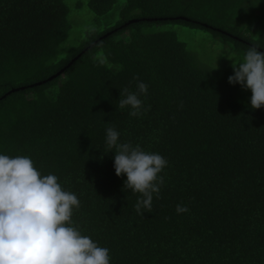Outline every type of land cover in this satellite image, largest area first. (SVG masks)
<instances>
[{
    "label": "trees",
    "instance_id": "16d2710c",
    "mask_svg": "<svg viewBox=\"0 0 264 264\" xmlns=\"http://www.w3.org/2000/svg\"><path fill=\"white\" fill-rule=\"evenodd\" d=\"M118 2L87 0L96 17L118 7L119 18L64 47L65 0H0V152L30 156L77 195L74 225L111 264H264V107L182 37L209 33L242 57L264 51V0ZM136 78L148 85L140 117L118 101ZM108 127L168 160L151 212H136L140 194L104 153Z\"/></svg>",
    "mask_w": 264,
    "mask_h": 264
},
{
    "label": "clouds",
    "instance_id": "9594fccd",
    "mask_svg": "<svg viewBox=\"0 0 264 264\" xmlns=\"http://www.w3.org/2000/svg\"><path fill=\"white\" fill-rule=\"evenodd\" d=\"M258 49L251 46L242 61L232 60L233 74L228 77L230 84L251 91L252 109L264 107V51ZM136 80V91L124 89L118 99L132 117L148 111L141 98L148 85ZM105 145V154L114 153L115 174L126 177L124 189L140 194L136 212H151L168 160L139 144L122 142L114 127L106 128ZM79 207L77 195L65 190L55 174H42L30 156L0 152V264H111L109 249L74 225L73 213ZM188 211L186 205L176 206L178 214Z\"/></svg>",
    "mask_w": 264,
    "mask_h": 264
},
{
    "label": "rangeland",
    "instance_id": "374dc122",
    "mask_svg": "<svg viewBox=\"0 0 264 264\" xmlns=\"http://www.w3.org/2000/svg\"><path fill=\"white\" fill-rule=\"evenodd\" d=\"M77 1H81V8L75 6ZM124 1L119 0L117 6H121ZM65 2L70 10L69 21L71 23V30H69V37L64 47L75 44L78 39L84 37L86 32L92 30L100 31L114 24L119 18L118 7L105 18H99L89 11L86 6L87 0H65ZM157 28L155 27V30H158ZM182 37L188 43L196 45L198 58L205 69L220 72H222L221 69L233 70V61L240 62L243 59L241 55L232 53L227 44L225 45L220 40L214 39L209 33L186 30Z\"/></svg>",
    "mask_w": 264,
    "mask_h": 264
},
{
    "label": "water",
    "instance_id": "95a60500",
    "mask_svg": "<svg viewBox=\"0 0 264 264\" xmlns=\"http://www.w3.org/2000/svg\"><path fill=\"white\" fill-rule=\"evenodd\" d=\"M131 22H132V21H131ZM131 22H129V24H130ZM133 22H134V21H133ZM58 74H59V73H58ZM58 74L53 75L52 77L48 78L46 81H50V80L56 78ZM46 81L36 83V84H34V85H32V86H35V85H41L42 83H45ZM19 89L23 90V88L13 89V90L9 91L7 94H5L4 96H2V99H4V98H5L7 95H9L10 93L18 91Z\"/></svg>",
    "mask_w": 264,
    "mask_h": 264
}]
</instances>
